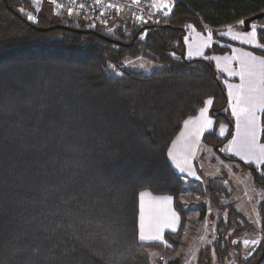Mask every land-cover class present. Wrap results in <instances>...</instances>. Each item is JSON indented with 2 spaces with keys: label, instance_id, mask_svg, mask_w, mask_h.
Here are the masks:
<instances>
[{
  "label": "trees",
  "instance_id": "16d2710c",
  "mask_svg": "<svg viewBox=\"0 0 264 264\" xmlns=\"http://www.w3.org/2000/svg\"><path fill=\"white\" fill-rule=\"evenodd\" d=\"M33 1L0 0V264H151L149 250L163 244L139 241L138 195L171 196L182 217L183 182L167 152L207 100L215 126L228 132H207L203 144L250 171L264 192V163L220 154L234 131L224 78L211 60L187 59L184 46L188 26H238L263 13L264 0H175L159 24H129L128 34L115 36L71 19L50 24ZM59 24L126 46L94 34L37 30ZM255 24L264 48V18ZM223 51L213 46L207 54ZM136 57L162 68L143 75L123 66ZM108 62L117 72L105 71ZM261 126L264 142V112ZM206 191L212 209H228L214 245L223 264L230 221L239 215L234 202L220 203L219 191ZM181 227L164 241L174 245Z\"/></svg>",
  "mask_w": 264,
  "mask_h": 264
},
{
  "label": "rangeland",
  "instance_id": "374dc122",
  "mask_svg": "<svg viewBox=\"0 0 264 264\" xmlns=\"http://www.w3.org/2000/svg\"><path fill=\"white\" fill-rule=\"evenodd\" d=\"M164 1L167 2L168 0ZM33 2L36 12L46 17L50 24L66 22L69 19L65 14L56 12L47 4H42L43 0ZM169 2L172 4L173 0ZM129 24H132L131 19L123 15L109 20L99 30L109 36H115L120 30L128 34L130 30L125 27ZM192 28H187L184 36L185 57L187 59L206 58L211 60L215 68L222 74L224 84L230 83L235 77L233 73H235L236 60L232 56L235 48L250 51L245 46L252 47L254 43H257L255 47L264 49L259 46L257 36L255 40H252L250 36L252 29L249 32H243L239 25L230 28L228 31L220 30L217 32H200ZM233 37L239 38L234 39ZM213 46L224 51L207 54ZM198 52L202 54H197ZM107 66L108 64L105 66L107 73L117 72L114 64L112 67L109 66L110 68ZM123 66L126 69L136 70L143 75H149L162 68L156 62L140 57L127 58L123 61ZM238 124L240 125L239 128ZM233 134L234 141L231 137L232 140L230 139L220 149V154L232 156L241 162L259 167L263 161L260 149L264 147V142L260 139L255 140L257 151L254 153L239 148V146H243L242 142L245 139L243 118L234 120ZM196 171L200 181L195 182L189 179L187 183H183V190L178 199L182 215L181 236L171 247H165L163 243V249L151 248L149 250L151 264H169L176 260L179 261V264H220L214 248L218 242L216 224L220 216L226 221L228 209L225 211L212 209L209 206V195L206 191L208 189L220 192L218 195L220 203L234 202L235 210L239 215L238 218L230 221L231 228L227 231L225 238L231 248L228 250V257L223 264H247V261L250 260L255 263L257 261L255 253L262 242L263 229L260 207L264 202L263 190L255 186L250 171L242 169L237 162L222 159L214 149L207 146L199 151ZM244 241H248V243L245 244ZM253 241L258 243L254 244Z\"/></svg>",
  "mask_w": 264,
  "mask_h": 264
},
{
  "label": "crops",
  "instance_id": "0c3cea01",
  "mask_svg": "<svg viewBox=\"0 0 264 264\" xmlns=\"http://www.w3.org/2000/svg\"><path fill=\"white\" fill-rule=\"evenodd\" d=\"M190 28L192 27L189 26L188 29ZM230 28L232 27H224L220 30L228 31ZM206 31L212 30L207 28ZM255 46H257V43H254L252 47L245 46L249 48L250 51H246L244 49L239 50L235 48V52L232 55L236 60L235 73L241 72L242 65L240 61L245 59V53H251L252 56L257 58H264V56L258 55L251 51L252 49L257 48ZM247 87L248 77L245 76V79L241 80L238 74H235L234 79L230 83L225 84L228 96L229 111L232 117H234L233 119L235 121L238 120V117L234 115V111H240V108L236 105V97L241 90L245 91L246 93ZM208 101L211 100H207L205 102L204 107L199 110L196 116L187 118L183 122L181 130L171 142L167 152L168 161L174 172L181 178H186L188 180L191 179L195 182L197 180L200 181V177L196 171V161L198 160L199 151L205 146L202 142L203 135L207 132L215 130L217 136L224 138L228 132V128L225 124L215 126L213 119L209 116L211 103L209 104ZM263 112L264 111H257L256 113L257 120L255 131L257 141L260 139L262 129L261 114ZM209 121H211V124H209ZM232 139L234 141V134ZM242 144L244 146V142H242ZM243 146H239V148L245 149ZM256 151L257 146L255 142V152ZM262 160L263 161L261 165L264 163V157H262ZM138 207V237H140L141 233H143L145 236L161 235L164 240L166 233H176L179 230L181 226V216L175 208L173 197L168 195H153L148 191H142L138 195ZM173 213H175V217L173 216ZM173 229H175V231H173ZM139 241L142 243L163 244V242L158 240H141L139 238Z\"/></svg>",
  "mask_w": 264,
  "mask_h": 264
},
{
  "label": "built area",
  "instance_id": "2783aa9c",
  "mask_svg": "<svg viewBox=\"0 0 264 264\" xmlns=\"http://www.w3.org/2000/svg\"><path fill=\"white\" fill-rule=\"evenodd\" d=\"M168 0H45L46 4L56 12L65 14L69 19L85 23L89 28H100L109 20L123 15L128 16L135 25H157L161 19L167 17L171 11L172 4ZM167 4L168 7H162ZM69 8L72 13L69 14ZM170 9V11H169ZM142 17V21L138 20ZM146 21V22H143ZM242 27V24H238ZM256 24H251L252 26ZM108 68L113 64L108 62ZM110 66V67H109ZM115 73V72H113ZM111 73V74H113ZM185 184L188 179L181 178Z\"/></svg>",
  "mask_w": 264,
  "mask_h": 264
},
{
  "label": "snow or ice",
  "instance_id": "6c2138e0",
  "mask_svg": "<svg viewBox=\"0 0 264 264\" xmlns=\"http://www.w3.org/2000/svg\"><path fill=\"white\" fill-rule=\"evenodd\" d=\"M162 7H168L167 4L162 5ZM69 14L72 13V9L69 8ZM170 11V9H169ZM138 20L142 21V17H138ZM146 22V21H143ZM240 24H244V21H240ZM252 40L256 39L257 32L256 28L253 25L252 31L250 33ZM234 39H238L239 37H233ZM251 42V41H245ZM202 54V53H197ZM191 55V53H190ZM245 59L241 60L240 63L242 65V70L238 74L241 80L245 79V76L248 77V87L247 91L241 90L236 97V105L240 108L239 112L234 111V115L240 119L243 118V127L245 129V139H244V147L249 153H254L255 151V140H256V113L257 111H264V58H257L251 55V53L244 54ZM259 69V70H257ZM210 104L211 101H208ZM211 124V121H209ZM240 125L238 124V128ZM262 157H264V147L260 149ZM143 195V194H142ZM175 217V213H173ZM178 219V218H177ZM175 231V229H173ZM141 240H158L164 243L165 247H171V245L167 244L166 241L163 240L161 235L155 236H145L141 233ZM245 244L248 241H244ZM252 243H258L257 241H253Z\"/></svg>",
  "mask_w": 264,
  "mask_h": 264
},
{
  "label": "water",
  "instance_id": "95a60500",
  "mask_svg": "<svg viewBox=\"0 0 264 264\" xmlns=\"http://www.w3.org/2000/svg\"><path fill=\"white\" fill-rule=\"evenodd\" d=\"M263 18H264V12L245 19L244 24H242V31L243 32H249L251 30V24H255L256 22L261 21ZM52 29H62V30L69 31V32H72L75 34H94V35L98 36L102 41L109 42V43L114 44V45L126 46L123 43L109 39V38H107L101 34H98L94 31H91V30H78V29L63 26L60 24L55 25V26H51L49 28H37V30L40 32H46V31L52 30ZM262 226H263V235H262L261 255L255 264H260V262L263 260V257H264V209H263V213H262Z\"/></svg>",
  "mask_w": 264,
  "mask_h": 264
},
{
  "label": "flooded vegetation",
  "instance_id": "af4514ba",
  "mask_svg": "<svg viewBox=\"0 0 264 264\" xmlns=\"http://www.w3.org/2000/svg\"><path fill=\"white\" fill-rule=\"evenodd\" d=\"M262 229H263V226H262ZM262 235H263V232H262Z\"/></svg>",
  "mask_w": 264,
  "mask_h": 264
}]
</instances>
